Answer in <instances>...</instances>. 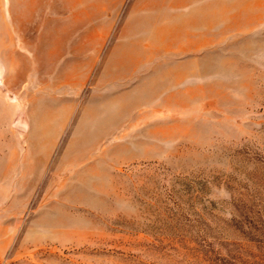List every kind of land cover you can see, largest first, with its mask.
Masks as SVG:
<instances>
[{
	"label": "rangeland",
	"instance_id": "rangeland-1",
	"mask_svg": "<svg viewBox=\"0 0 264 264\" xmlns=\"http://www.w3.org/2000/svg\"><path fill=\"white\" fill-rule=\"evenodd\" d=\"M0 264H264V0H0Z\"/></svg>",
	"mask_w": 264,
	"mask_h": 264
}]
</instances>
